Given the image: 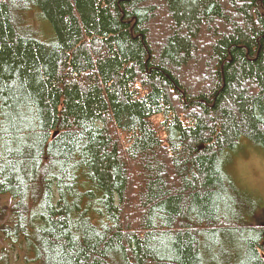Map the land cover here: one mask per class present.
Returning a JSON list of instances; mask_svg holds the SVG:
<instances>
[{"label":"trees","instance_id":"16d2710c","mask_svg":"<svg viewBox=\"0 0 264 264\" xmlns=\"http://www.w3.org/2000/svg\"><path fill=\"white\" fill-rule=\"evenodd\" d=\"M257 148L264 0H0V237L24 263L264 264L231 170Z\"/></svg>","mask_w":264,"mask_h":264},{"label":"rangeland","instance_id":"374dc122","mask_svg":"<svg viewBox=\"0 0 264 264\" xmlns=\"http://www.w3.org/2000/svg\"><path fill=\"white\" fill-rule=\"evenodd\" d=\"M246 149L243 147L241 151H246ZM257 149L259 151L254 149L245 153H240L239 150L236 156L233 155L231 170L235 181L260 199L259 208L261 209L264 207V149ZM11 209L10 198L0 197V226L10 223ZM24 255V250L12 246L0 237V264L4 257L8 260L7 264H26L23 260Z\"/></svg>","mask_w":264,"mask_h":264},{"label":"water","instance_id":"95a60500","mask_svg":"<svg viewBox=\"0 0 264 264\" xmlns=\"http://www.w3.org/2000/svg\"><path fill=\"white\" fill-rule=\"evenodd\" d=\"M261 212L258 214L254 220V225L258 227H264V207L260 209Z\"/></svg>","mask_w":264,"mask_h":264}]
</instances>
